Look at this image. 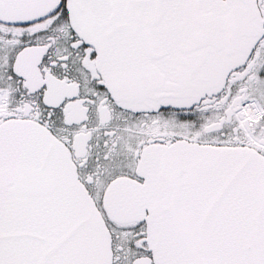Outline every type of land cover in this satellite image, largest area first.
Wrapping results in <instances>:
<instances>
[{
  "label": "snow or ice",
  "instance_id": "snow-or-ice-1",
  "mask_svg": "<svg viewBox=\"0 0 264 264\" xmlns=\"http://www.w3.org/2000/svg\"><path fill=\"white\" fill-rule=\"evenodd\" d=\"M0 264H264V0H0Z\"/></svg>",
  "mask_w": 264,
  "mask_h": 264
}]
</instances>
